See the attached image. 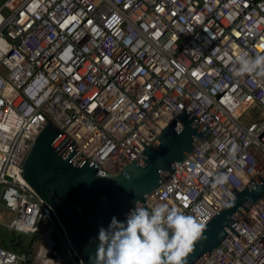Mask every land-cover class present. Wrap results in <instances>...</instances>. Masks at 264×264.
<instances>
[{
    "label": "built area",
    "instance_id": "obj_1",
    "mask_svg": "<svg viewBox=\"0 0 264 264\" xmlns=\"http://www.w3.org/2000/svg\"><path fill=\"white\" fill-rule=\"evenodd\" d=\"M244 53L264 54V0H5L0 202L12 214L4 227L34 237L20 252L0 246V264L77 262L20 167L48 120L76 145L73 161L82 153L116 173L188 110L209 133L145 204L205 225L232 188L264 177V78L233 75ZM220 175L227 182L214 187ZM233 229L239 238L230 233L202 264H264V197Z\"/></svg>",
    "mask_w": 264,
    "mask_h": 264
},
{
    "label": "water",
    "instance_id": "obj_2",
    "mask_svg": "<svg viewBox=\"0 0 264 264\" xmlns=\"http://www.w3.org/2000/svg\"><path fill=\"white\" fill-rule=\"evenodd\" d=\"M183 111L125 167L116 173L91 164L74 152V142L51 121L40 130L23 157L22 176L37 198L50 210L68 249L78 264H90L99 244L101 227L112 218L125 222L130 210L172 174L174 168L205 140L209 131L194 115ZM241 189L231 191L223 207L206 224L202 238L186 258V264H202L234 232L233 226L264 197V177L255 175ZM148 209V208H147Z\"/></svg>",
    "mask_w": 264,
    "mask_h": 264
},
{
    "label": "clouds",
    "instance_id": "obj_3",
    "mask_svg": "<svg viewBox=\"0 0 264 264\" xmlns=\"http://www.w3.org/2000/svg\"><path fill=\"white\" fill-rule=\"evenodd\" d=\"M236 65L233 75L237 78H264V54L244 53ZM227 179L220 175L213 186L222 185ZM205 227L199 214L187 215L163 203L149 210L137 201L125 222L113 217L107 229L100 228L99 244L95 255L89 257L90 264H186ZM44 233L39 234L40 241Z\"/></svg>",
    "mask_w": 264,
    "mask_h": 264
},
{
    "label": "rangeland",
    "instance_id": "obj_4",
    "mask_svg": "<svg viewBox=\"0 0 264 264\" xmlns=\"http://www.w3.org/2000/svg\"><path fill=\"white\" fill-rule=\"evenodd\" d=\"M5 0H0V6L2 5V3ZM259 110L257 108H253L245 117L246 121H252V120H256L258 118L259 115ZM2 202H0V246H4L7 248L12 249V247L9 245L10 240L13 239L14 241H18L21 243L22 246L27 247V245L29 244L30 241H33V235H19L15 232H11L8 229H6L4 227V224H8L10 222V220L12 219V214L9 213L8 211H6L5 209H3L2 207ZM47 226V225H45ZM46 229H42V232L46 231ZM38 240H40L39 238H36V242L37 244H39ZM39 246V245H38ZM37 247H35L34 252H37ZM33 252V253H34Z\"/></svg>",
    "mask_w": 264,
    "mask_h": 264
},
{
    "label": "trees",
    "instance_id": "obj_5",
    "mask_svg": "<svg viewBox=\"0 0 264 264\" xmlns=\"http://www.w3.org/2000/svg\"><path fill=\"white\" fill-rule=\"evenodd\" d=\"M9 243H10L9 245L12 247V249L7 248V247H4V246H2V247H3V248H6V249H10V250H12V251H14V252H20V251H22V249L24 248V247L21 245L20 242H18V241H14L13 239H11Z\"/></svg>",
    "mask_w": 264,
    "mask_h": 264
}]
</instances>
